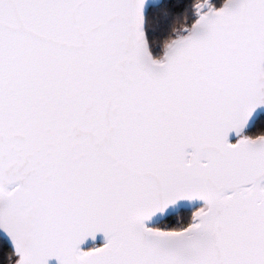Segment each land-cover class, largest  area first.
Returning a JSON list of instances; mask_svg holds the SVG:
<instances>
[{
	"label": "snow or ice",
	"instance_id": "snow-or-ice-1",
	"mask_svg": "<svg viewBox=\"0 0 264 264\" xmlns=\"http://www.w3.org/2000/svg\"><path fill=\"white\" fill-rule=\"evenodd\" d=\"M0 264H264V0H0Z\"/></svg>",
	"mask_w": 264,
	"mask_h": 264
}]
</instances>
